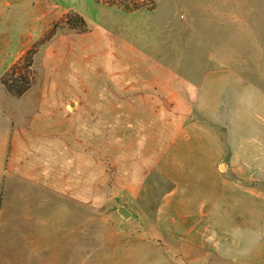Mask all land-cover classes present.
<instances>
[{
  "label": "rangeland",
  "instance_id": "1",
  "mask_svg": "<svg viewBox=\"0 0 264 264\" xmlns=\"http://www.w3.org/2000/svg\"><path fill=\"white\" fill-rule=\"evenodd\" d=\"M111 1L0 0V78L36 48V80L25 93L38 96L35 106L18 101L0 82V132L13 110L42 106L56 120L66 112L72 155L66 165L53 154L50 195L34 188L22 198L16 184L4 194L0 136V264L213 263L190 260L194 251H181L179 238L161 227L169 183L149 157L160 105L113 90L108 45H133L150 61L176 64L195 87L220 68L250 83L255 62H264V0ZM98 5L115 8L103 15L109 35L89 33L99 28Z\"/></svg>",
  "mask_w": 264,
  "mask_h": 264
},
{
  "label": "crops",
  "instance_id": "2",
  "mask_svg": "<svg viewBox=\"0 0 264 264\" xmlns=\"http://www.w3.org/2000/svg\"><path fill=\"white\" fill-rule=\"evenodd\" d=\"M94 8L99 28L90 26L89 33L111 34L103 15L115 8ZM121 47L108 45L113 90L160 105L149 157L156 174L169 183L161 227L179 238L181 251H194L190 260L264 264V62L262 67L255 62L250 83L220 68L203 74L195 87L176 64L150 61L133 45ZM37 98L27 92L17 99L35 106ZM10 113L2 117L0 132L6 149L3 192L16 184L22 198L34 188L44 198L52 190L53 154L66 165L72 157L66 112L63 120L42 106ZM75 157L82 159L83 153Z\"/></svg>",
  "mask_w": 264,
  "mask_h": 264
},
{
  "label": "trees",
  "instance_id": "3",
  "mask_svg": "<svg viewBox=\"0 0 264 264\" xmlns=\"http://www.w3.org/2000/svg\"><path fill=\"white\" fill-rule=\"evenodd\" d=\"M111 2L114 3L116 2V0H112ZM118 4L126 10L137 6L134 2L133 4H123L122 2ZM79 18L81 24L83 25V27H85L83 19L81 17ZM44 40H46V38H44ZM36 51V48L28 49L3 73L0 78V82L8 93L19 97L23 95L35 83L36 71L33 67V57Z\"/></svg>",
  "mask_w": 264,
  "mask_h": 264
},
{
  "label": "water",
  "instance_id": "4",
  "mask_svg": "<svg viewBox=\"0 0 264 264\" xmlns=\"http://www.w3.org/2000/svg\"><path fill=\"white\" fill-rule=\"evenodd\" d=\"M119 212L124 216V217H128L129 216V212L127 210H125L123 207L119 208Z\"/></svg>",
  "mask_w": 264,
  "mask_h": 264
}]
</instances>
